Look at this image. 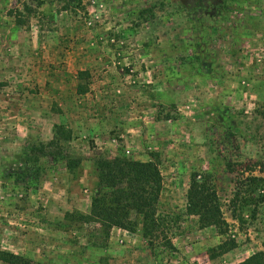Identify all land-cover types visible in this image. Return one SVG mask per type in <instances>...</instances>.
Returning a JSON list of instances; mask_svg holds the SVG:
<instances>
[{"label": "rangeland", "instance_id": "374dc122", "mask_svg": "<svg viewBox=\"0 0 264 264\" xmlns=\"http://www.w3.org/2000/svg\"><path fill=\"white\" fill-rule=\"evenodd\" d=\"M15 5L0 0V250L54 264H241L264 251V184L246 206L235 198L264 177V0H46L21 27ZM116 102L125 121L105 138ZM55 124L71 139L38 153L39 185L21 187L8 173L32 165ZM118 155L158 162L175 249L128 230L106 239L67 216L91 213L94 161ZM194 171L213 173L226 234L186 213ZM230 238L237 246L211 259Z\"/></svg>", "mask_w": 264, "mask_h": 264}, {"label": "trees", "instance_id": "16d2710c", "mask_svg": "<svg viewBox=\"0 0 264 264\" xmlns=\"http://www.w3.org/2000/svg\"><path fill=\"white\" fill-rule=\"evenodd\" d=\"M65 2L68 8L72 0H58ZM46 0H16V5L10 11L17 26L28 25L31 19L39 14L41 6ZM153 11L145 9V11ZM71 139V131L64 125L55 124V133L48 142L33 145L30 149L32 165L24 171H13L7 176L14 177L15 183L26 189L39 185L42 167L39 165L38 153L47 155L55 148L61 147L62 142ZM52 147L50 151H47ZM55 154V153H52ZM56 157L63 156L56 151ZM66 166L73 169L80 164V159L66 157ZM94 174L97 177V189L93 195L92 211L89 214L68 213L67 216L79 221L96 222L100 224L103 237L106 239L114 227H120L131 232H139L146 239L152 250L162 238V247L175 249L168 226L174 220L169 213L160 212L159 202L163 190L164 177L161 168L155 160L142 161L124 155L113 158L98 157L94 161ZM264 184V177L252 176L248 185L235 193V198L242 200L244 205L252 200L256 192V185ZM244 184V185H245ZM249 193V194H247ZM261 199L264 198L262 194ZM256 203V202H255ZM243 205V206H244ZM256 206L259 203L255 204ZM255 206L253 213L258 208ZM186 213L198 217L200 228L216 227L220 234L229 230V222L224 216L222 204L214 182L212 172L191 173L187 190ZM233 216L238 218L236 212ZM160 245V244H159ZM157 245V247L159 246ZM99 246V245H98ZM237 244L230 238L218 243L208 250L209 257L215 259L233 250ZM0 260L8 264H54L52 262L36 261L11 251L0 250ZM241 264H264V251H257Z\"/></svg>", "mask_w": 264, "mask_h": 264}, {"label": "crops", "instance_id": "0c3cea01", "mask_svg": "<svg viewBox=\"0 0 264 264\" xmlns=\"http://www.w3.org/2000/svg\"><path fill=\"white\" fill-rule=\"evenodd\" d=\"M116 104H117V108H116L115 112L114 113H108L107 114V117H105L103 119L104 122L102 121V124L99 127L100 128V134L99 135H101V136H103L105 138L108 137V134L107 133L110 134V137L113 136V133L110 131V129L111 128H114V126H117V124H115L114 122L123 123L125 121V119H123V116H122L123 109L120 108V106L122 104H120L118 102H116ZM79 122H80V126H81V128L83 130L84 129H87V126L90 125V122H88V117H86V116H82V115L79 116ZM95 128H97V127H95ZM89 130H91V129H89ZM143 161H147V160H143ZM118 229L119 230H124V231L126 230V229H123V228H120V227H114L112 233H114L115 230H117V232H118ZM135 233H139V232H135ZM139 235H140V233H139ZM152 255H151V258H153L152 264H156L157 263V260H155V258L153 257L154 255L153 256Z\"/></svg>", "mask_w": 264, "mask_h": 264}]
</instances>
